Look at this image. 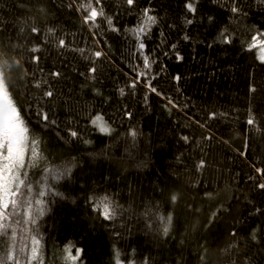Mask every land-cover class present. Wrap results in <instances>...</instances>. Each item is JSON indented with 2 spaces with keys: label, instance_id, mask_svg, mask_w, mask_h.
I'll return each mask as SVG.
<instances>
[{
  "label": "trees",
  "instance_id": "1",
  "mask_svg": "<svg viewBox=\"0 0 264 264\" xmlns=\"http://www.w3.org/2000/svg\"><path fill=\"white\" fill-rule=\"evenodd\" d=\"M86 2L0 0V60L42 157L30 176L71 168L33 226L43 264H65L69 243L73 254L83 249V264H116L117 252L123 264H264V175L256 171L264 169V63L248 47L264 31V0H194V14L189 0H101L119 31L106 18L85 24ZM145 9L156 22L140 38L141 54L134 29ZM225 29L230 44L220 38ZM49 85L54 95L43 97ZM97 114L110 134L91 124ZM105 194L112 220L90 201Z\"/></svg>",
  "mask_w": 264,
  "mask_h": 264
},
{
  "label": "snow or ice",
  "instance_id": "2",
  "mask_svg": "<svg viewBox=\"0 0 264 264\" xmlns=\"http://www.w3.org/2000/svg\"><path fill=\"white\" fill-rule=\"evenodd\" d=\"M129 6L135 3V0H126ZM101 4V0H87L82 4L80 8L86 13L84 16V23L91 24L93 27L97 25L98 18H106L107 24L113 31H119V29L113 26V21L110 17H105L103 7H98ZM71 7V5H69ZM186 8L190 13L196 12L194 0H189L186 3ZM80 10V9H78ZM233 13L239 11L238 8L233 7L231 9ZM145 20H142L140 24L134 29L139 43L138 49L141 54L146 48V44L142 39V36H146L147 32L151 30V25L155 24L156 17L149 15L147 9L144 11ZM212 18L209 17V20ZM191 24L192 21L188 20ZM23 30V29H21ZM33 34L39 35L40 29L38 27H31ZM48 33L55 34V29L49 28ZM220 38L225 44L232 43L231 35L227 34V30H223L220 33ZM187 39V37H185ZM59 47L65 46V40L59 39ZM211 46V45H210ZM249 50L253 48L259 49V55L257 59L264 63V31H257L256 35L251 38L249 44ZM32 52H38V47H33ZM83 51V50H81ZM101 51H96L94 55L99 58L102 56ZM6 53L0 52V56H5ZM39 57H33V60H38ZM178 60L182 57H177ZM15 63H19L16 61ZM10 65L6 59L0 60V264H43V255L41 249V239L36 232L35 226L40 217H42L46 211V205L48 204L47 197L59 196L61 193L55 190L56 184L60 180L64 179L71 171L68 166L64 167H52L45 168L40 173L39 179H34L35 173L30 176V170L39 167V160L42 158L38 152L39 141L35 138L30 139V129L28 123L23 117L21 110L14 102L13 96L10 92L12 82L6 77V69ZM143 67L146 70H150L152 62L149 57L144 55ZM91 72H95L96 69H90ZM54 76H59L60 73H52ZM147 72H140L137 77H146ZM176 80L180 77L176 76ZM44 83H47L45 81ZM137 81H133L131 87H136ZM34 88H41V83L36 81L33 84ZM51 85L48 89L42 93L43 97L51 98L54 93L51 90ZM147 87L152 92H156V88L152 87L151 80H148ZM121 94L124 90L121 89ZM255 91V89H253ZM169 103H172L169 100ZM37 115L41 117L44 122L49 121V112L40 106V110ZM128 115H131L130 113ZM215 115V114H213ZM53 119L51 123H55ZM91 124L98 129L100 133L110 134L111 129L106 126L103 117L97 114L91 119ZM249 125L255 123V119L250 116L247 120ZM70 136L78 138L79 133L74 130H70ZM135 137L136 133L133 131L130 133ZM185 141L188 137H183ZM90 141H85L89 143ZM204 162L201 161L198 167L202 168ZM257 173L264 175V169H256ZM258 188L264 190V183H259ZM172 200L175 201L176 197L173 196ZM93 202L94 210L100 211V214L105 220H112L116 217V207L113 204L112 199L107 195L100 196L99 198H90ZM259 211V209H257ZM171 216L167 217V222L163 227L165 235L169 232V226L171 223ZM160 220L164 222V218ZM27 234L31 240V246L25 242L24 235ZM235 235V233H233ZM255 239V235H253ZM74 245H69L64 249V261L65 264H83L82 261V248H75V254H73ZM116 264H123V261L119 259V252L116 253Z\"/></svg>",
  "mask_w": 264,
  "mask_h": 264
},
{
  "label": "rangeland",
  "instance_id": "3",
  "mask_svg": "<svg viewBox=\"0 0 264 264\" xmlns=\"http://www.w3.org/2000/svg\"><path fill=\"white\" fill-rule=\"evenodd\" d=\"M255 54L258 57V55H259V49L258 48H255Z\"/></svg>",
  "mask_w": 264,
  "mask_h": 264
}]
</instances>
